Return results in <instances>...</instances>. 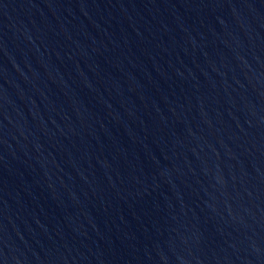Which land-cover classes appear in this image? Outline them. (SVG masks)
Wrapping results in <instances>:
<instances>
[{"label":"water","instance_id":"95a60500","mask_svg":"<svg viewBox=\"0 0 264 264\" xmlns=\"http://www.w3.org/2000/svg\"><path fill=\"white\" fill-rule=\"evenodd\" d=\"M0 264H264V0H0Z\"/></svg>","mask_w":264,"mask_h":264}]
</instances>
